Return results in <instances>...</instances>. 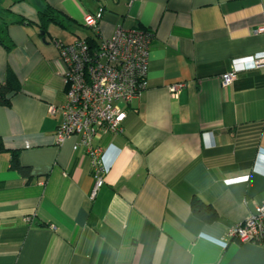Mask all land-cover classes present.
<instances>
[{
	"label": "crops",
	"instance_id": "1",
	"mask_svg": "<svg viewBox=\"0 0 264 264\" xmlns=\"http://www.w3.org/2000/svg\"><path fill=\"white\" fill-rule=\"evenodd\" d=\"M46 5L66 23L53 40L38 26ZM5 9L13 46L0 44V83L10 66L20 90L0 104V264H264V243L226 237L264 202V0H0ZM99 10L96 36L83 21ZM118 25L154 33L147 87L119 132L94 136L107 173L92 196L84 147L76 135L57 143L61 117L48 111L64 102L56 41L98 42ZM12 150L28 176L10 168ZM193 199L217 217L193 215Z\"/></svg>",
	"mask_w": 264,
	"mask_h": 264
},
{
	"label": "built area",
	"instance_id": "2",
	"mask_svg": "<svg viewBox=\"0 0 264 264\" xmlns=\"http://www.w3.org/2000/svg\"><path fill=\"white\" fill-rule=\"evenodd\" d=\"M101 10L84 17L83 24L99 36L98 23ZM264 33V25L254 30ZM154 37L150 29L124 28L118 25L108 37H101L92 46L84 38L73 43L56 41L59 59L63 66L62 81L64 102L50 105L49 113L60 114L55 140L62 143L76 135L74 149L84 147L93 169L92 196L104 183L107 167L103 161L104 150L92 141L97 132L116 133L126 113L125 107L134 96L147 87L149 46ZM255 67L264 66V56L254 61ZM236 70L232 68L221 75L222 84H231ZM183 84L169 89L176 95ZM229 240L264 243V202L257 205L245 219L227 228Z\"/></svg>",
	"mask_w": 264,
	"mask_h": 264
},
{
	"label": "trees",
	"instance_id": "3",
	"mask_svg": "<svg viewBox=\"0 0 264 264\" xmlns=\"http://www.w3.org/2000/svg\"><path fill=\"white\" fill-rule=\"evenodd\" d=\"M10 11L9 9L1 10ZM39 21L38 26L39 30L43 35L47 33V28L51 23L60 25L61 27H66V23L64 22V18L59 15V11L54 9L53 7L46 5L43 9L38 11ZM3 16H0L2 18ZM22 18H17V22H23ZM8 22L4 20L0 23V44L5 48H11L13 46L12 40L9 38L7 33ZM88 43H90L93 47L96 46L97 41L91 37H85ZM62 43L61 41H59ZM74 42V41H73ZM72 42V43H73ZM20 90V83L13 71V69L8 66L5 73L4 80L0 83V104L1 105H10V96ZM5 151V146L3 141L0 139V153ZM10 168L18 170L24 176L29 175V168L20 164L17 156V151H11L10 157ZM107 167V166H106ZM191 213L193 215H197L200 218L211 221L217 217L216 211L213 207L208 204L203 203L199 199H193L190 204Z\"/></svg>",
	"mask_w": 264,
	"mask_h": 264
},
{
	"label": "rangeland",
	"instance_id": "4",
	"mask_svg": "<svg viewBox=\"0 0 264 264\" xmlns=\"http://www.w3.org/2000/svg\"><path fill=\"white\" fill-rule=\"evenodd\" d=\"M5 12V11H4ZM3 12V13H4ZM3 13L1 12V10H0V16H4L3 15ZM50 27H51V31L49 30V32H47L46 34H45V37H46V39L47 40H53L54 38H56V36L54 35V31L55 32H65L63 29H62V27L60 26V25H55V24H50ZM81 30H83V28H81ZM53 31V32H52ZM67 34H69V33H67ZM73 36V35H72ZM68 38H69V36H68ZM55 40H58V39H55ZM42 41V40H41ZM46 42H48V41H46Z\"/></svg>",
	"mask_w": 264,
	"mask_h": 264
},
{
	"label": "water",
	"instance_id": "5",
	"mask_svg": "<svg viewBox=\"0 0 264 264\" xmlns=\"http://www.w3.org/2000/svg\"><path fill=\"white\" fill-rule=\"evenodd\" d=\"M42 34H43V32H42Z\"/></svg>",
	"mask_w": 264,
	"mask_h": 264
}]
</instances>
